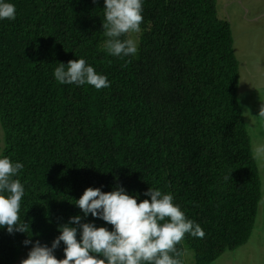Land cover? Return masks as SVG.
Returning a JSON list of instances; mask_svg holds the SVG:
<instances>
[{
  "label": "trees",
  "instance_id": "trees-1",
  "mask_svg": "<svg viewBox=\"0 0 264 264\" xmlns=\"http://www.w3.org/2000/svg\"><path fill=\"white\" fill-rule=\"evenodd\" d=\"M0 21V155L24 165L20 218L32 236L0 229V264L82 215L73 200L117 185L140 203L150 187L172 193L203 238L176 245L182 264H211L250 238L262 195L238 100L239 62L217 0H144L135 56L104 50V0H10ZM84 58L111 87L61 85L57 63ZM85 222L113 226L91 215ZM30 235V234H29ZM79 239V236H78ZM64 245L55 250L64 258Z\"/></svg>",
  "mask_w": 264,
  "mask_h": 264
},
{
  "label": "clouds",
  "instance_id": "clouds-1",
  "mask_svg": "<svg viewBox=\"0 0 264 264\" xmlns=\"http://www.w3.org/2000/svg\"><path fill=\"white\" fill-rule=\"evenodd\" d=\"M143 4L144 0H104V50L110 56L137 54V41L121 37L141 32ZM16 12L10 0H0V21H14ZM57 64L54 78L61 85L87 84L97 90L111 87L108 77L98 74L84 58L71 60L67 66ZM259 116L264 117V111ZM23 168L22 163L0 155V229L31 237V221L25 223L19 215L25 185L16 177ZM143 195L150 200L137 203L140 195H130L119 185L107 193L101 188L86 189L78 200H73L82 215L70 217L59 226V235L50 247L38 239H26L24 245H31V250L21 264H182L176 245L186 234L203 238L204 231L186 217L172 193L150 187ZM89 215L93 221L99 219L113 226L112 229L85 222ZM61 242L65 246L64 258L58 260L54 252Z\"/></svg>",
  "mask_w": 264,
  "mask_h": 264
},
{
  "label": "rangeland",
  "instance_id": "rangeland-1",
  "mask_svg": "<svg viewBox=\"0 0 264 264\" xmlns=\"http://www.w3.org/2000/svg\"><path fill=\"white\" fill-rule=\"evenodd\" d=\"M217 10L219 17L231 25L234 54L239 62L238 100L259 169L262 195L249 240L211 264H264V117L259 116L264 111V0H217ZM3 141L0 125V151ZM185 264H194L191 252Z\"/></svg>",
  "mask_w": 264,
  "mask_h": 264
}]
</instances>
